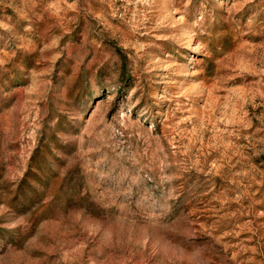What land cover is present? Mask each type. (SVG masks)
I'll return each instance as SVG.
<instances>
[{
    "label": "rangeland",
    "instance_id": "1",
    "mask_svg": "<svg viewBox=\"0 0 264 264\" xmlns=\"http://www.w3.org/2000/svg\"><path fill=\"white\" fill-rule=\"evenodd\" d=\"M0 264H264V0H0Z\"/></svg>",
    "mask_w": 264,
    "mask_h": 264
}]
</instances>
